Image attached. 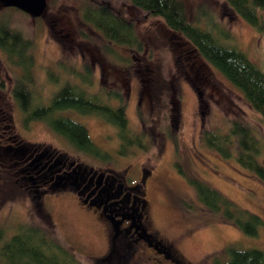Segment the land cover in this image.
Returning a JSON list of instances; mask_svg holds the SVG:
<instances>
[{
    "label": "rangeland",
    "instance_id": "374dc122",
    "mask_svg": "<svg viewBox=\"0 0 264 264\" xmlns=\"http://www.w3.org/2000/svg\"><path fill=\"white\" fill-rule=\"evenodd\" d=\"M180 1L190 20L209 29L223 44L244 52L264 71V30L256 31L224 0ZM101 4H109L132 21L140 48L108 42L99 29L83 18L85 6ZM260 14L264 23V9ZM0 20L31 42L27 49L31 60L27 69L21 61L17 63L14 56L0 49V79L4 84L0 104L6 99L9 125L21 141L47 144L84 166L117 172L128 167L130 178L137 176L139 166L149 169L145 197L151 223L159 230V237L166 244L173 242L192 264L224 260L227 246L264 249L263 223L255 235L244 233L203 205L190 182V179L204 181L223 197L264 220L262 181L239 165L232 153L224 156L199 139L201 127L222 133L227 130L230 119L238 115L255 126L264 141V117L184 37L170 33L161 18L127 0H46L44 10L37 16L16 6L0 4ZM182 45L187 51L185 58L179 48ZM110 50L112 55L108 53ZM93 69L96 74L101 72L100 79H93L92 73L88 76ZM17 77L28 81L33 108L49 103L63 82L89 90L103 104L116 105L118 97L128 130L139 136L142 129L144 133L139 139L146 147L128 145L124 155L118 154L120 139L116 126L99 114H81L71 108L56 109L52 113L82 123L90 140L108 157L93 155L63 142L64 137L43 120L25 121L27 114L18 108L9 92ZM190 79L197 85L199 94ZM139 101L142 111H146L143 123L138 115ZM230 145L232 149L235 146L233 142ZM231 148L227 149L231 151ZM9 161L0 164L2 240L21 224L39 226L82 263L109 264L100 257L104 238L92 212L79 206L70 192L58 198L45 196L42 200L33 196L27 187L14 180ZM0 264H4L1 259Z\"/></svg>",
    "mask_w": 264,
    "mask_h": 264
},
{
    "label": "trees",
    "instance_id": "16d2710c",
    "mask_svg": "<svg viewBox=\"0 0 264 264\" xmlns=\"http://www.w3.org/2000/svg\"><path fill=\"white\" fill-rule=\"evenodd\" d=\"M130 4L162 19L167 30L172 34H180L192 48L212 67L216 68L225 78L234 84L247 104L264 117V71L254 64L244 52L223 44L218 37L205 27H200L188 18L180 0H127ZM227 6L246 20L256 31L264 30V23L260 10L264 9V0H224ZM82 16L99 29L103 37L115 43L141 47L136 38L132 21L125 15L117 13L109 4L85 6ZM170 32V33H171ZM31 42L23 37L20 31L11 28L5 21L0 20V49L8 56H14L15 61L22 62L25 69L30 65L27 49ZM177 47V45H172ZM180 46V45H179ZM186 54L185 47H179ZM17 57V58H16ZM24 62V63H23ZM24 79V78H23ZM17 77L10 88V96L26 115L25 118H47V123L57 132L68 138L72 145L93 155L108 157L89 138L86 127L67 116H49L54 109L71 108L82 112H95L117 128L120 139L118 154L124 155L126 146L133 145L144 148L139 136L143 131L132 133L128 130L126 116L122 104H101L95 95L89 97L81 89L69 82H63L53 93L49 103L33 108L28 81ZM191 80V79H190ZM194 88L197 85L190 81ZM4 87L0 79V90ZM199 94V92L197 91ZM3 97H0L2 99ZM178 101V96L175 97ZM173 100V97H171ZM98 102V103H97ZM6 99L0 104V123L9 125V109ZM138 115L142 123L146 111H142L141 102L138 103ZM200 107V106H199ZM33 108V109H31ZM31 109L30 111H28ZM199 111V110H198ZM7 127V128H8ZM199 139L203 144L214 147L224 156L231 153L236 162L256 175L264 184V141L259 130L236 116L230 119L227 130L222 133L201 127ZM235 144L232 149L230 144ZM227 148H231L229 151ZM261 155V157H260ZM263 158V157H262ZM9 170L12 171L11 168ZM194 185L197 199L221 218L231 221L248 235H255L257 227L264 220L255 212L240 207L232 200L223 197L215 188L200 179H190ZM0 240L2 232L0 230ZM224 260H213V264H264V249L226 247ZM0 259L4 264H84L78 260L60 242L47 234L39 226L19 225L15 231L0 241Z\"/></svg>",
    "mask_w": 264,
    "mask_h": 264
},
{
    "label": "flooded vegetation",
    "instance_id": "af4514ba",
    "mask_svg": "<svg viewBox=\"0 0 264 264\" xmlns=\"http://www.w3.org/2000/svg\"><path fill=\"white\" fill-rule=\"evenodd\" d=\"M108 53L112 55L113 52L110 50ZM97 63L101 66V61ZM91 64L95 68L94 62ZM89 73H92L93 79L101 78L100 71L96 74L93 69L88 76ZM83 90L90 97L89 90ZM116 104H119L118 97ZM78 112L96 115L92 111ZM49 113V116L56 118L52 112ZM35 118L48 124V117ZM11 129V126L7 128V125L0 123V164L10 160L8 163L12 166L10 171L14 180L27 187L33 196L42 200L45 196L58 198L62 193L70 192L79 206L92 212L104 238L102 259L109 264H192L173 242L166 244L159 237V230L151 223L145 197L149 169L139 166L137 176L130 178L128 167L117 172L109 168L104 170L84 166L74 157L64 156L47 144L34 145L21 141ZM63 137V142L72 144Z\"/></svg>",
    "mask_w": 264,
    "mask_h": 264
},
{
    "label": "water",
    "instance_id": "95a60500",
    "mask_svg": "<svg viewBox=\"0 0 264 264\" xmlns=\"http://www.w3.org/2000/svg\"><path fill=\"white\" fill-rule=\"evenodd\" d=\"M0 4L16 6L32 16H37L44 10L46 0H0Z\"/></svg>",
    "mask_w": 264,
    "mask_h": 264
}]
</instances>
